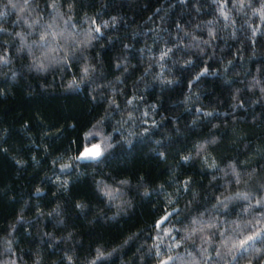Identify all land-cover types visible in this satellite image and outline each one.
I'll return each mask as SVG.
<instances>
[{
    "label": "clouds",
    "instance_id": "obj_1",
    "mask_svg": "<svg viewBox=\"0 0 264 264\" xmlns=\"http://www.w3.org/2000/svg\"><path fill=\"white\" fill-rule=\"evenodd\" d=\"M0 105V264H264V0H0Z\"/></svg>",
    "mask_w": 264,
    "mask_h": 264
},
{
    "label": "trees",
    "instance_id": "obj_2",
    "mask_svg": "<svg viewBox=\"0 0 264 264\" xmlns=\"http://www.w3.org/2000/svg\"><path fill=\"white\" fill-rule=\"evenodd\" d=\"M107 55H110V54H106V56ZM65 99L67 100V107L69 108L70 115L75 114L83 103L77 97H67V98L54 97L51 100L39 101L38 107L42 108L50 116L58 117L61 115V102L62 100H65ZM21 100H22V97H18V100L14 102V105H12L11 108L9 109V114L7 115L6 119H12L16 117V108H19V107H25L22 109L25 115H27L28 113L32 111V109L27 108L31 106V103L26 100L24 101H21ZM32 103H34V101ZM0 107H2V105H0ZM134 149H135V152L137 153L136 158L139 159V154L141 153L142 148L134 145ZM11 171H12V168H11L10 163L7 161L6 158L0 156V184L3 183V179L5 176L11 175ZM7 211L8 209H6L3 205H0V215H5Z\"/></svg>",
    "mask_w": 264,
    "mask_h": 264
}]
</instances>
